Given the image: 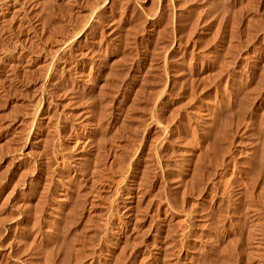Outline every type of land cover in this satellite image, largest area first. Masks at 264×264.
<instances>
[{
  "label": "rangeland",
  "instance_id": "374dc122",
  "mask_svg": "<svg viewBox=\"0 0 264 264\" xmlns=\"http://www.w3.org/2000/svg\"><path fill=\"white\" fill-rule=\"evenodd\" d=\"M263 190L264 0H0V264H264Z\"/></svg>",
  "mask_w": 264,
  "mask_h": 264
},
{
  "label": "bare ground",
  "instance_id": "6f19581e",
  "mask_svg": "<svg viewBox=\"0 0 264 264\" xmlns=\"http://www.w3.org/2000/svg\"><path fill=\"white\" fill-rule=\"evenodd\" d=\"M39 108V107H38ZM36 110H38V109H36ZM39 111V110H38ZM34 115V114H33ZM83 143V142H82ZM98 166V165H97ZM260 177V176H259ZM263 177V176H262ZM256 181H257V179H256ZM260 181V180H259ZM257 183V182H256ZM262 183V182H261ZM258 184V183H257ZM250 190V189H249ZM260 190H262V189H260ZM264 191V190H263ZM249 192V191H248ZM258 194V193H257ZM251 196V195H250ZM251 199V198H250ZM263 199V198H262ZM256 200V199H255ZM260 200V199H259ZM252 202V201H251ZM263 203V202H262ZM258 204V203H257ZM127 206V205H126ZM250 207V206H249ZM253 207V206H252ZM251 207V208H252ZM249 209V208H248ZM264 209V208H263ZM126 212V211H125ZM261 213V212H260ZM259 213V214H260ZM263 213V212H262ZM55 214V213H54ZM249 214V213H248ZM246 215V214H245ZM255 216V215H254ZM258 216H260V215H258ZM258 216H257V218H258ZM257 220V219H256ZM259 220V219H258ZM258 222V221H257ZM260 222V221H259ZM259 224V223H258ZM260 225V224H259ZM261 226V225H260ZM255 227V226H254ZM254 227H253V229H254ZM252 228V227H251ZM259 228V227H258ZM261 228V227H260ZM262 229V228H261ZM264 229V228H263ZM262 232V231H261ZM253 233V232H252ZM255 233V232H254ZM264 234V233H263ZM263 236V235H262ZM244 240V239H243ZM262 241V240H261ZM262 243V242H261ZM260 244V243H259ZM264 245V244H263ZM74 246V245H73ZM255 247V246H254ZM259 249V248H258ZM256 250V249H255ZM259 251V250H258ZM66 252V251H65ZM258 253V252H257ZM256 253V254H257ZM70 255V254H69ZM65 259V258H64ZM246 260V259H245ZM260 262V261H259Z\"/></svg>",
  "mask_w": 264,
  "mask_h": 264
}]
</instances>
